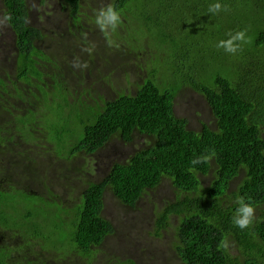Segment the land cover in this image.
<instances>
[{
    "label": "trees",
    "instance_id": "trees-1",
    "mask_svg": "<svg viewBox=\"0 0 264 264\" xmlns=\"http://www.w3.org/2000/svg\"><path fill=\"white\" fill-rule=\"evenodd\" d=\"M2 1L3 17L17 36L18 78L24 82L39 78L36 96L43 104L27 105L34 99L30 90L16 82L8 85L7 77L0 76V114L7 117L4 127L0 125V140L8 144V139L11 142L19 137L22 144L35 142L34 134L40 129L48 135L57 157L68 161L80 153L97 151L115 134L126 141L137 133L154 140L128 155L125 162L112 163L103 180L88 182L71 210L32 194L8 199L6 191L20 187L9 179L7 188L0 184V235L7 233L8 237V245L0 246V264H47L45 259L38 263L40 259L29 258L42 251L51 253L42 243H52L57 237L64 250L62 256H53L57 261L74 250L88 263L115 230L103 216L105 190L109 188L124 204L136 207L148 190L165 179L173 184L177 196L168 202L157 226L169 230L172 218H179L177 251L184 263L264 264V17L251 19L252 26L244 29L228 28L225 20L224 26L220 24L209 33L215 46L206 51L200 33L188 35L179 28L190 16L192 0H112L111 6L120 15L135 12L140 28L138 38L126 43L124 39L122 45L132 51L147 46L158 55L149 61L146 76L134 89L98 108L89 104L95 101L82 97L69 100L73 94L62 66L44 51V42L40 47L38 39L44 41L45 34L28 20V0ZM243 1L264 13V0ZM62 2L78 16L83 0ZM241 30H246L250 40L238 42L241 48L237 53L216 47L220 40ZM140 38H148V45ZM83 51L84 47L74 53L76 60L98 72L100 53L86 62L78 58ZM244 60L252 65L243 66ZM50 65L56 69L48 75L54 86L49 91L41 79ZM187 87L207 99L217 128L202 123L200 130L192 129L187 118L176 114V96ZM58 108L62 113L54 112ZM197 156L210 159L193 166ZM3 158L7 161L8 155ZM209 176L205 185L202 177ZM241 198L254 207L253 223L246 229L233 223ZM229 244L241 246L240 255H232ZM126 264L137 263L127 260Z\"/></svg>",
    "mask_w": 264,
    "mask_h": 264
},
{
    "label": "rangeland",
    "instance_id": "rangeland-1",
    "mask_svg": "<svg viewBox=\"0 0 264 264\" xmlns=\"http://www.w3.org/2000/svg\"><path fill=\"white\" fill-rule=\"evenodd\" d=\"M201 2L202 5L200 6ZM215 2L217 0H192L189 9L190 16L185 19L183 24L179 23L180 30L185 29L188 35H198L200 33V43L206 51H212L215 46L213 38H209V33L218 28L220 24L224 26L225 20L228 21L226 24L228 28L244 29L252 26L251 19L264 17V13L258 12L254 5L247 4L243 0H220L223 6L221 11L218 13L209 12L210 5ZM59 3L60 0H28L29 8L33 13L36 7L44 6L46 9L47 17H33V25L42 28L45 34L43 41L45 45H43L46 47L48 54L58 47L62 52V56L59 58L60 65L63 69L64 79L73 94L69 100L72 102L73 97H82L89 102L91 101L88 95L89 91L92 94L107 91L109 95L116 92L119 96L134 89L135 83L141 82L146 76L149 61L157 59L158 55L156 50H152L147 46L132 51L130 50L131 47L122 45L124 39H126V43L128 39L139 37L140 31L138 29L140 28L134 17L135 12L129 11L130 16L127 17L120 15L121 20L114 30L111 27L101 29L96 23V17L100 10L111 5L112 0H83L84 15L83 20L80 21L82 26L79 27L74 24L69 13H67L68 11L60 10ZM255 4L258 6L257 2ZM3 8V1L0 0L1 44L6 41L9 42L12 38L10 34L5 35V32H10L8 28L10 25L3 17ZM74 21H78L76 16ZM69 28L72 29V33L68 32ZM140 42L148 45L149 39L140 38ZM71 45L74 48L84 46V51L78 54V58L86 62L89 57L100 53L102 62L96 78L99 81L104 79L103 81L94 82V70L89 68L88 72L83 64L77 66L75 63L76 56L74 50L71 51ZM208 47L211 49H207ZM82 54L84 57H82ZM5 58H7L6 62L0 64V76H6L9 73L10 76L15 77L16 70L14 66L10 65L12 59L8 56V52L0 47V60H5ZM250 65L252 63L249 60H244L243 66ZM74 67H78L75 73L73 72ZM161 76L162 71L160 72V78ZM50 89L53 90L54 86H50ZM61 101L63 103V99ZM175 103L176 114L187 118L188 125L192 129L200 130L202 123L217 128L216 118L207 99L193 88L181 89L176 96ZM61 105L59 104V108ZM59 108L54 112L62 113ZM6 118L5 114H0V125L2 127L5 125ZM40 131V129H37L34 136L38 137ZM47 140L49 139H43L44 144L50 150L52 145ZM153 140L151 136L137 133L131 141H126L119 134H115L108 145L103 148L102 154L86 155L80 153L72 160L60 165L62 159L56 156L53 158V153H50L52 160L47 163L43 156H48L49 153L22 144L19 137H15L11 142L8 139V146L13 149L10 153V149L8 150V155L17 154L16 150L22 149L25 152H18L30 153L33 156L32 160L39 161V158H42L46 163V172H42L37 163L26 165L21 160L12 162L8 179L10 183L20 188L14 191L15 189L12 187L11 191H6L8 199L29 197L33 189L37 190L46 200L58 202L64 208L71 210L88 182L103 179V176L107 173L106 166H110L111 161L121 160L125 162L129 158L128 155L140 148L149 146L153 143ZM32 143L36 144V142ZM38 150L40 153H37ZM54 160L57 169L49 174ZM103 170L105 172L95 178H92L89 174V172L97 174ZM3 177H5V174L0 172V183L7 188L8 179L2 181ZM208 180H210V176L202 177L205 185L208 184ZM49 190H52L53 193L49 194ZM176 196L173 184L165 179L156 188L148 190L136 207L132 208L115 197L112 190L107 188L104 192L103 216L113 224L114 232L108 236L107 240L97 250L96 257L91 258L88 263L86 258L77 256L73 252L74 250L68 251L69 255L60 258L58 263L126 264L127 260H131L137 264H186L177 251L176 228L179 218L172 216V226L167 227L169 230H166V228L158 230L157 226L160 214L164 211L168 202L174 201ZM67 215L69 213L65 216L67 217ZM6 239L8 240V237ZM42 245L48 250H52L58 257L64 254V250L60 248L58 237L52 243H42ZM43 247H41L42 250ZM228 251L232 255H240L241 246L229 244ZM42 253L48 256L52 255L46 251H42ZM50 262L53 263V260H50Z\"/></svg>",
    "mask_w": 264,
    "mask_h": 264
},
{
    "label": "flooded vegetation",
    "instance_id": "flooded-vegetation-1",
    "mask_svg": "<svg viewBox=\"0 0 264 264\" xmlns=\"http://www.w3.org/2000/svg\"><path fill=\"white\" fill-rule=\"evenodd\" d=\"M59 4H60V10H61V11H64V10H65V11H68L67 13H69L70 18L73 20L74 24H76V26L81 27L82 25L80 24V21L83 20V15H84L83 10H84V7L81 5L80 12L78 13V16H76V18H77L78 21H74V17H75V15L70 14V13H71L70 10L68 9V7H65V4L62 2V0H60V3H59ZM82 4H83V2H82ZM28 7H29V6H28ZM28 11H29V14H30V17L28 18V20L30 21V23H31L32 26H35V25H33V17H36V18H37V17H47V15H48V14L46 13V9H45L44 6H42V7H36L34 13L30 10V8L28 9ZM36 12H37V13H36ZM37 26H38V25H37ZM8 28H9V31H10V32H5V35L10 34L12 38H11V40H10L9 42L6 41L4 44H1V43H0V47H2L3 49H5V50L8 52V56L12 59V61L10 62V65L14 66V68H15L16 71H15V73H14L15 77L10 76L9 73L6 74V76H1V77H7V79H8V85H11V83L16 82V83H20V84H22L23 86H25L26 88H28V90H30L31 95L34 97V99H33L31 102L29 101V102L27 103V105H29V106H31V107H35V106H38V104H43V101H41L40 98H38V96H36V94L39 92V85H40L39 78H38V77H34V78H33L34 82H24V81H22V79H19V78H18V73H17V71H18V70H17V57H18V55H16V50H17L16 41H17V37H16V33H15V31L13 30V28H12L11 26L8 27ZM41 29H42V28H41ZM68 32H69V33H72V29L69 28ZM42 37H43V36H42ZM38 40H39L41 43L43 42V38L38 39ZM44 44H45V43H44ZM40 47H41V48L44 47V46H43V43L41 44ZM83 47H84V46H81V47H78V48H76V47L74 48L73 45H71V48H72L71 51L74 50V53H75V52L80 51ZM44 51H47V50H44ZM46 53H47V52H46ZM50 55H51V57H52L54 63L60 65V60H59V58L62 56V52L60 51L59 47H58L57 49H53V50H51V51H50ZM6 60H7V58H5V60L1 59V60H0V64L6 62ZM75 63L77 64V66L83 64L81 61H78V60H76ZM83 65H84V64H83ZM77 68H78V67H74V69H73V72H74V73H75V70H76ZM55 69H56V66H55V65H53V66H52V65L47 66V70H46V72H45V76H44L43 79H41V80H42V84H43V85H44L49 91L51 90V89H50V86H52V84H51V82H50V80H49V78H48V75H50L51 73H53ZM86 69H87L88 72H89V68L86 67ZM93 74H94V78H95V79H94V82L99 83V82H101V81L104 80V79H102V80H100V81L97 80V78H96V76H97V71H94ZM89 75H90V74H89ZM42 84H41V86H42ZM3 94H4V93H3ZM8 95H10V94L8 93ZM88 95H89L91 101H95L94 103H89V104L97 105L98 108L101 107V106H104L105 103H106L108 100H112V99H115L116 97H118L117 94H116V92H114L113 94H110V95H109V94L107 93V91H105V92H101V93H99V94H92V92L89 91V92H88ZM8 97H9V98H10L15 104L20 105V102H18L16 99H14V98H12V97H10V96H8ZM15 97H16V96H15ZM18 98L22 100V98H20V97H18ZM0 99H1V98H0ZM91 101H89V102H91ZM3 106H4V109H5V103H3ZM85 108H87V106H86ZM44 138H48V135L45 133V131H41L40 134H39V136L37 137V140L35 141L36 144L30 142V143H27V145H29V146H33V147H36V148H38L41 152H47V153H49L48 156H43V157H45V160H47V163H48L49 161L52 160L50 153H53V158H54L55 156L57 157L58 153H57L56 149L53 147L52 142H51L50 140H47V142L50 143V144L52 145L51 149L49 150V147L46 146V145L44 144V141H43ZM108 143H109V141H108L103 147H101V148L98 149L97 151L92 152L91 154H88V155H95V154L100 155V154H102V150H103V148H105V147L108 145ZM9 149H10V146H8L7 141H5V140L2 141V140H0V167H1V171H0V172L5 174V177H3L2 181L6 180V179H8V177H10L9 174H8L9 171H10L9 168H10V165L12 164V162H14V161H19V160H21V161H23L26 165H28L29 163H37V164H38V168H39L42 172H46V165H45L46 163L43 161L42 158H39V161H34V160H32V159H33V156H32L30 153H26V154H24V153H22V152H18V151H24V150H22V149H20V150H16L17 154L15 153V154H13V155H8V150H9ZM39 150H38L37 153H40ZM12 151H13V149H10L9 153L12 152ZM24 152H25V151H24ZM4 154H5V156L8 155V159H7V161L4 160V158H3ZM89 157H91V156H89ZM119 161H121V160H119ZM114 162H115V160L111 161V164L109 163L110 166H106V169H108V167H111L112 163H114ZM21 170H23V168H21ZM104 172H105V171L103 170V171H101V172L99 171L97 174L92 173V172H89V174H90V176H91L92 178H95V177H97L98 175L103 174ZM0 184H1V183H0ZM30 193H31L32 195H34L33 197H35V198H40V197H42L41 194H40L37 190H33V189H32ZM142 197H143V196H142ZM140 200H141V199H140ZM20 205H21V204H20ZM6 238H7V235H5V236L0 235V246L3 245V244L8 245V240H7ZM51 254H52V255H50V257H49V256H48L47 254H45V253L38 252L37 255H32L29 259H40V260L38 261V263H39L42 259H45L47 264H58L57 257H53L55 254L53 253L52 250H51ZM47 257H49V258H47ZM50 260H53V263H51Z\"/></svg>",
    "mask_w": 264,
    "mask_h": 264
},
{
    "label": "clouds",
    "instance_id": "clouds-1",
    "mask_svg": "<svg viewBox=\"0 0 264 264\" xmlns=\"http://www.w3.org/2000/svg\"><path fill=\"white\" fill-rule=\"evenodd\" d=\"M222 7L223 6L220 0H217V2L210 5L209 12L218 13L219 11H221ZM8 18L10 19V17ZM119 22H120L119 11L115 9L114 7H112L111 5H109L106 9L100 10L99 14L96 17V23L101 27V29H106L108 27H111L114 30ZM249 40L250 38L247 37L246 30H241V31H237L235 34H229V38L226 40H220L218 44L216 45V47L223 48L224 51L227 53L235 54L241 48V43H238V42L247 43L249 42ZM209 159H210L209 156H197L195 159L192 160L191 163L193 166H195L197 164L206 162ZM67 161L68 159H62L60 161V165H62L63 163ZM56 169L57 167H56L55 160H54L51 165L49 174H51ZM106 174L103 176V179L106 176ZM99 181L101 180H95L93 182H99ZM52 193L53 191L49 190V194H52ZM253 220H254L253 205L250 203H245V201L241 198L239 200V207L237 208L236 213L233 217V223L236 226H238L240 229H246L253 223Z\"/></svg>",
    "mask_w": 264,
    "mask_h": 264
}]
</instances>
